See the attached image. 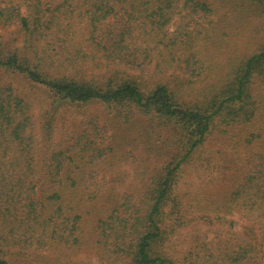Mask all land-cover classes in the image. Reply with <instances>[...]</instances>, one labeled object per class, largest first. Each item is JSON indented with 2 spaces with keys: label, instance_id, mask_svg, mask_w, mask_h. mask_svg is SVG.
Instances as JSON below:
<instances>
[{
  "label": "trees",
  "instance_id": "obj_1",
  "mask_svg": "<svg viewBox=\"0 0 264 264\" xmlns=\"http://www.w3.org/2000/svg\"><path fill=\"white\" fill-rule=\"evenodd\" d=\"M237 3L264 17V0ZM216 14L209 0H0V29L14 28L0 70L51 96L36 114L0 85V264H264V42L193 97L188 27ZM72 109L85 116L70 129ZM207 151L218 177L189 199L181 176ZM139 158L151 167L121 192ZM189 220L215 237L178 257L168 242Z\"/></svg>",
  "mask_w": 264,
  "mask_h": 264
},
{
  "label": "rangeland",
  "instance_id": "obj_2",
  "mask_svg": "<svg viewBox=\"0 0 264 264\" xmlns=\"http://www.w3.org/2000/svg\"><path fill=\"white\" fill-rule=\"evenodd\" d=\"M216 6L217 14L213 21L208 25L202 24V20L198 22L199 27L190 26L188 31L191 32L192 37H197L201 34V42H196L194 48L190 53H197L195 58L197 61V72L203 76L193 77L191 70L190 78L193 82L191 95L201 96L200 92L208 89L209 85L213 83L211 80L214 75L216 80L221 75L225 74L228 70V63L232 57L244 56L252 52L259 44L264 42V17L253 11L249 5L242 7L237 0H209ZM201 22V23H200ZM202 24V25H201ZM203 26V27H202ZM196 28V29H195ZM175 30L172 26L171 31ZM14 28L0 29V37L6 44L10 43L13 38ZM12 46V44H9ZM188 53V55L190 54ZM196 66V65H195ZM209 75V77L205 75ZM187 78V76H185ZM0 85H10L16 90L24 93L30 98V101L35 105L36 114L40 110H45L50 104L51 96L44 88L32 85L24 76L11 73L8 71L0 70ZM92 107L88 106L85 110H91ZM84 109L80 110H66L62 111L65 120L70 122L69 128L71 129L72 121L75 118L82 120ZM82 113V114H81ZM89 116V115H87ZM75 117V118H73ZM145 126L140 120H134L127 134H140L142 127ZM73 131V130H71ZM104 137V136H103ZM105 139H107L105 137ZM136 153H143L142 149ZM135 155V154H134ZM209 152L207 151L202 156L198 157L185 169L180 179V191L187 198L192 199L193 195L202 190L203 187L210 186L212 178L218 177L215 174V168L207 170L205 161L208 160ZM133 164L123 163L120 170V191L125 192L130 190L135 182V171L142 173L145 168H150L151 165H142L139 160H132ZM151 163V162H150ZM219 162H216L217 165ZM205 166V167H204ZM138 184V183H137ZM189 218H194L192 215ZM233 220L236 226V231H241L247 222L241 221L238 216L229 218ZM190 221V220H189ZM215 227L209 228L205 225L195 226L191 221L186 227L181 229L173 238L168 242L170 253L181 257L179 253L188 251L197 243L194 240L209 237H215ZM63 261H68L71 264H100L96 254H88L86 252L70 255L64 257Z\"/></svg>",
  "mask_w": 264,
  "mask_h": 264
}]
</instances>
